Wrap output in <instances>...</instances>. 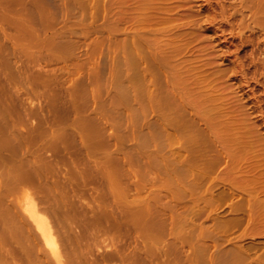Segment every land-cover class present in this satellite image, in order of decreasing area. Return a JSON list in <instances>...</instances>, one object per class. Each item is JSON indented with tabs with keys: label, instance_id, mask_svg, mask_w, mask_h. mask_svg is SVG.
Segmentation results:
<instances>
[{
	"label": "rangeland",
	"instance_id": "obj_1",
	"mask_svg": "<svg viewBox=\"0 0 264 264\" xmlns=\"http://www.w3.org/2000/svg\"><path fill=\"white\" fill-rule=\"evenodd\" d=\"M251 1L0 0V155L5 151L6 157L9 156L8 153L11 154L6 159L0 156V214L10 215L8 218H0L1 226L4 222L5 227L8 225V230L4 226L0 228L2 250L13 249L17 244L20 248L31 246L28 232L20 234L14 228V216H11L16 214L18 218L25 217L27 212L24 206H29L46 214L55 245L65 264H81L79 259L82 257V264H90L92 261L93 264H100L99 261H104L101 264H118L121 260L122 263L124 261L123 264L127 260L131 264H137L142 258L145 263L143 260L141 264L256 263L257 261H253L264 254V170L256 172L258 167L257 171L264 169V0ZM139 41L141 45L138 46ZM147 49H151L153 58L157 57L152 59V63H149L151 55ZM152 51H155V55ZM144 53L149 56L148 62ZM146 74L148 75L145 76ZM149 74L150 77L146 78ZM151 76L154 78L152 84ZM206 97L208 98L205 99ZM180 98L191 105L189 106L192 108L188 106V109L196 114L195 118L200 115L196 119L198 126L191 116L193 113H187V109H183L184 113L182 110L187 104L185 100H182L185 104L180 102ZM218 108L219 113L214 112ZM204 109L210 111H206L208 117L207 113H203ZM190 117H193L194 122H191ZM3 122H6L5 125ZM167 122L171 126L166 125ZM201 124L203 128H199ZM180 126L185 127L182 129ZM197 128L205 129L201 130L203 135ZM173 129L175 131L171 133L173 131L170 130ZM196 129L211 142L207 140L205 143L206 138L203 139L200 135L198 138ZM189 134L192 138L195 135L197 142L187 136ZM186 137H190L191 140L188 141L193 140L196 144L193 141L189 144ZM203 141V146L206 147L209 145L207 142L212 143L206 149L203 147L205 154L210 151L205 157L202 156L203 149L198 151ZM241 142L245 143L248 153L242 148ZM186 143L190 145L187 146L189 150ZM191 146H196V149L190 148ZM177 148H180L179 151L183 149L181 154L177 152ZM10 150L12 153L7 152ZM63 152L67 154L66 157ZM55 153L62 156L59 155L57 159L55 156L58 155ZM214 153L221 155L218 162L217 157L220 156H215ZM197 155L202 156L201 160H196ZM232 155L237 156H233L235 161L239 157L237 163L232 160ZM26 156L32 159L29 160ZM62 157L67 161L60 160ZM209 157L211 158L208 159ZM223 157L225 161H221ZM46 159L52 160L54 165L49 161L48 163L52 164L50 167L53 170ZM194 160L195 162L188 163ZM246 161H252L248 162L249 167ZM231 163L235 165L234 169L230 168ZM251 165H256L253 171L250 170ZM247 167L251 173L244 170ZM80 169L85 171L78 173ZM93 170H96L99 180L93 175ZM254 170L263 176H254ZM54 171L58 173L55 175ZM75 171L78 176L74 175ZM245 171V176H253L254 179L248 178L246 181ZM2 174L9 178H19L18 181L30 178L34 186L31 183L27 185L30 181H23L27 184L22 183L23 186L18 191L9 195L7 192L16 181L5 182ZM71 174L74 176L73 180L70 179ZM29 175L35 177L32 179ZM93 176L95 179H90ZM231 177L235 178V182L236 179L237 182L240 180L239 185ZM240 177L245 181L246 187L244 185L243 189L247 188V192L246 189L241 192L238 190L244 183H241ZM201 178L204 180H199ZM205 178L210 182L208 185ZM256 178H259L258 181ZM71 180L75 184L79 182L81 186L82 180L85 181L86 184L84 182L81 187L84 192ZM202 181L207 187H202ZM210 184L214 185V192ZM68 185L69 189H65ZM72 185H75L74 189L71 188ZM247 185L252 189H248ZM111 187L116 189L114 196L109 193ZM227 187L231 191H225L224 188ZM86 188L90 191H86ZM95 188L102 193L98 198L103 203L105 201L103 205L107 207L98 211L100 214L111 212V207L106 206V202L126 201L129 205L128 214H136L137 223L130 226V234L126 228L123 227V232L122 227H116L118 233V229L122 230L116 243L103 239L97 242L99 244L86 239L80 240L78 246L81 250L89 242L83 250L84 253L86 250L87 260L81 251V256H76L78 246L69 242L67 234H74L76 230L75 235L81 232L80 224L76 226L77 223H72L74 219L85 220L92 213L97 214L95 205L99 201L89 194H97ZM206 188H211L214 194ZM76 191L83 194H76ZM64 192H69L68 196ZM245 192L246 197H242ZM253 192L260 198L257 199ZM230 193L238 197H234L233 201ZM207 195L213 198V202L218 197L217 205ZM205 197L211 202H207ZM250 199L252 203L255 202L257 209L250 203ZM239 200L243 202L240 203ZM237 201L240 205H237ZM231 202H234L233 207ZM247 206L249 208L245 209ZM123 207H120L121 214H125ZM200 208L205 210L202 212ZM257 210L261 211L259 215L263 216L260 215L262 219ZM242 216L244 223L241 222ZM252 216L258 220L255 222ZM259 220L263 222L260 224ZM247 222L248 226L256 225L255 223L257 225L253 228L249 226L248 229L245 225ZM8 231L9 234L6 233ZM10 231H14V234ZM123 242L127 248L123 247ZM110 243L113 248H110ZM119 243H122L120 250H124L121 253L125 254L128 250V254H121L122 257L119 255V259L118 256L112 257V261L114 258L119 261L116 259L112 263L111 259H107L105 262L104 256L116 250ZM174 243L178 249L174 247ZM39 245L35 251L39 250L43 258L51 257L49 248L44 243L42 245V242ZM241 245L243 248L248 247L247 250L242 249ZM252 246L254 249L251 252ZM73 247H76V251H73ZM141 247L148 252L145 249L141 251ZM237 249L244 253L235 254ZM131 250L132 255H138L130 256ZM261 251L263 254H260ZM71 252H75L74 255ZM40 254H37L39 257L36 258V264H39ZM98 254L104 260L94 257ZM140 255L143 256L139 258ZM240 255L247 258V261H241L242 257L238 259ZM124 256L130 258L126 260ZM250 256L256 257L255 260ZM19 260L14 264L24 261L23 258Z\"/></svg>",
	"mask_w": 264,
	"mask_h": 264
},
{
	"label": "bare ground",
	"instance_id": "obj_2",
	"mask_svg": "<svg viewBox=\"0 0 264 264\" xmlns=\"http://www.w3.org/2000/svg\"><path fill=\"white\" fill-rule=\"evenodd\" d=\"M135 1H136V0H135ZM250 1H251V0H250ZM254 1H256V0H254ZM259 1H260V0H259ZM259 1H256V2H259ZM137 2H138V0H137ZM256 2H255V3H256ZM251 3H252V1H251ZM253 3H254V2H253ZM255 3H254V4H255ZM136 4H138V3H136ZM263 4H264V3H263ZM252 5H253V4H252ZM257 6H258V4H257ZM259 6L262 7L261 4H260ZM263 6H264V5H263ZM261 7H260V8L258 7V9H261ZM255 8H256V7H255ZM256 9H257V8H256ZM262 9H263V7H262ZM256 11H257V10H256ZM259 11L261 12V11H263V10H259ZM260 12H259V13H260ZM262 14H263V13H262ZM263 16H264V15H263ZM138 44L141 45V44H140V41L137 43V45H138ZM139 45H138V46H139ZM138 46H136V48H139ZM151 49H152V48H151ZM151 49H150V50H151ZM172 49H173V48H172ZM172 49H171L170 51H172ZM148 50H149V49H147L146 51H148ZM150 50H149V51H150ZM152 50H153V49H152ZM145 53H146V52H145ZM145 53L143 54V56L145 55L144 57H147ZM148 53H149V52H148ZM152 53H153V55H155V54H154L155 51H154V52L152 51ZM149 54L151 55V51H150ZM147 55H148V54H147ZM143 56H142V57H143ZM148 57H149V56H148ZM148 57L146 58V61H147V62H148V60H149ZM149 58L151 59L149 63H152V59L157 58V57L154 56V58H153V56L151 55V57H149ZM143 59H145V58H143ZM165 63H166V62H165ZM147 65H149V64H147ZM161 65L163 66V65H165V64H161ZM167 65H168V64H167ZM162 66H161V67L159 66V68H163ZM166 67H167V66H166ZM166 67H165V69H166ZM167 68H168V67H167ZM158 70H159V69H158ZM161 70H162V69H161ZM151 73H152V72H151ZM147 75H148V74H146L145 76H147ZM151 75H152V74H151ZM149 77H150V74H149V76L146 77V78H149ZM153 77H154V74H153ZM153 77L151 76V78H153ZM150 80H151V79H150ZM152 81H154V78L151 80L150 84L153 83ZM155 83H156V82H155ZM156 84L158 85V83H156ZM155 86H156V85H155ZM156 87H157V86H156ZM175 88H176V86H175ZM175 90H176V89H175ZM175 94H176V92H175ZM173 96H174V94H173ZM173 96L171 97L172 99H173ZM177 96H178V98H179V95H176V97H177ZM176 97H174V98H176ZM209 97H212V96H209ZM207 98H208V97H206L205 99H207ZM212 98H213V97H212ZM212 98H210V100H211ZM180 100H181V98L179 99V101H180ZM182 100H183V99H182ZM182 100H181L180 102H182ZM184 100H185V99H184ZM184 100H183V102H184ZM186 101H187V100H185V103L187 104V106H186L185 108L182 107V110H183V109H187L188 111H187V110H185V111L188 113L191 109H188V106H189L190 104H188ZM183 102H182V103H183ZM185 103H183V104H185ZM190 106H191V105H190ZM190 106H189V107H190ZM190 108H192V107H190ZM205 109H206V108H205ZM205 109H204V110H205ZM209 110H211L210 107H209ZM209 110L207 109V110H205V112L203 111V113H207V112L209 113V112H210ZM218 110H219V108L217 109V111H216V109H215V111H214V110H213V111L216 112V113H219ZM183 111H184V110H183ZM185 111H184V113H185ZM206 111H207V112H206ZM220 112H221V111H220ZM162 113H163V112H162ZM190 113H191V111H190ZM192 113H193V111H192ZM192 113H191V114H192ZM208 113H207V117H208ZM160 114H161V113H160ZM191 114H190V115H191ZM199 114H200V112H199ZM211 114H212V113H211ZM213 114H214V113H213ZM163 115L165 116L164 113H163ZM194 115H196V114L193 113V115H191V116L194 117ZM202 115H203V114H202ZM205 115H206V114H205ZM215 115H216V114H215ZM161 116H162V115H159V117H161ZM193 117H190V119L192 118V121H191V120H190V121H191V122H194L193 120L195 119V122H196V119H199L198 117H200V115L197 116V118H195V117H196V116H195L194 119H193ZM204 117H205V119H207L206 116H204ZM164 118L167 119V117H164ZM169 119H172V118L169 117ZM159 121H160V120H159ZM174 121H179V122H180V120H174ZM188 121H189V120H188ZM201 121H202V120H200V122H201ZM203 121H205V120L203 119ZM203 121H202V122H203ZM170 122L172 123V121H170ZM4 123H6V122H3V124H4ZM159 123H161V122H159ZM167 123H168V122H167ZM203 123H206V122H203ZM39 124H40V123H39ZM169 124H170V123H168V124H166V125L169 126ZM178 124H179V123H178ZM192 124H193V126H194V123H192ZM199 124H200V123H199ZM4 125H5V124H4ZM7 125H9L8 122H7ZM180 125H181V123H180ZM196 125L198 126V122H196ZM196 125H195V126H196ZM204 125L206 126V124H204ZM170 126H171V124H170ZM197 126H196V127H197ZM166 127H167V126H166ZM173 127H174V126H173ZM180 127H181V126H180ZM184 127H185V126H182L181 128L184 129ZM200 127L203 128V127H202V124H201V126L199 125V128H200ZM207 127H208V126H207ZM174 128H175V127H174ZM199 128H197V129H199ZM205 128H206V127H205ZM165 129H166V128H165ZM175 129H176V131H178L177 128H175ZM175 129L170 130V132L173 131V132H171V133H174ZM182 129H181V130H182ZM197 129H196V130H197ZM199 130H200V131H199ZM199 130H197L196 132H197V133H198V131L201 132V130H203V129H199ZM203 131H205V129H204ZM201 133H202V132H201ZM201 133L196 134V136L199 138V135H200ZM206 134H207V133H206ZM206 134H205L204 136H206ZM202 135H203V133H202ZM202 135H200V137L203 138V139L206 138V140H205V143H206V141L209 140V139H207V138H208L207 136L204 138ZM187 136H190V134L187 135ZM194 136H195V135H194ZM194 136H193V138H192V136H190V137H191L195 142H197V141L195 140ZM190 137H186V138H188L186 141L191 140ZM201 138H200V139H201ZM193 140H192V141H193ZM192 141H188V143H189V142H192ZM194 141H193V143H194V145H195L196 143H195ZM209 142H211V140H209ZM209 142H207V145L209 144L208 146L210 147V145H212V143H209ZM188 143L185 144V145H186V148H187V146H190V145H189L190 143H189V144H188ZM205 143H204V141H203L202 147L199 146V147H201V148L198 147L199 150H198V148H197V150H198V151H202L203 147L206 149L208 146H207V147H206V145L203 146ZM236 143H237V142H236ZM241 143H242V142H241ZM241 143H239V144H241ZM239 144H238V147H239ZM242 144H243V145H242ZM242 144H241L242 148H245V150H246L247 153H248V150L246 149L247 147L244 145L245 143L243 142ZM185 145H184V146H185ZM191 145H193V144L191 143ZM234 145H236L235 147H237V144H234ZM243 146H244V147H243ZM247 146H249V145H247ZM38 147H40V146H38ZM192 147H194L193 149H196V146H191L190 148H192ZM239 148H240V147H239ZM38 149H40V148H38ZM38 149H37V150H38ZM178 149H180V148H177V152H180L179 154H181V151H182L183 149H185V147H184L182 150H180V151H179ZM200 149H201V150H200ZM187 150H189V148H187ZM203 150H204V149H203ZM211 150H212V149H211ZM240 150H241V148H240ZM59 151H60V149H59ZM63 151H64V149H63ZM65 151H66V150H65ZM191 151H192V150H191ZM208 151H209V150H208ZM208 151H206V152L209 154L210 151H209V152H208ZM243 151H244V150H243ZM246 151H245V152H246ZM5 152H6V151H5ZM5 152H2V153H3L2 155H5V154H4ZM7 152L12 153L11 150H10V151H7ZM37 152H38V151H37ZM61 152H62V151H61ZM61 152H59V153H61ZM194 152H196V151H194ZM218 152H221V151H218ZM241 152H242V150H241ZM245 152H243L242 154L246 155ZM0 153H1V150H0ZM59 153H58V154L55 153V154L58 155V156H55V157H58L57 159H59V157L62 156V155L59 154ZM174 153H176V151H174ZM202 153H204V154H202V156L204 155V157H205V155L207 154V153L205 154V150H204V152H202ZM226 153H227V152H226ZM230 153H231V152H230ZM234 153H235V152H234ZM234 153H233V154H234ZM6 154H7V153H6ZM63 154H65V157L67 156L66 153L63 152ZM176 154H177V153H176ZM179 154H177V155H179ZM191 154H193V153H191ZM210 154H211V153H210ZM214 154H215V153H214ZM214 154H213V155H214ZM217 154H218V156H220V157H217V162H218V159H221V155H219V153H216L215 156H216ZM228 154H229V153H228ZM2 155H0L2 158H5V157H6V155H5L4 157H3ZM8 155H9L8 157H10L11 154L8 153ZM59 155H60V156H59ZM194 155H196V153H195ZM194 155H193V156H194ZM223 155H224V154H223ZM223 155H222V156H223ZM230 155H231V154H230ZM235 155H236V154H235ZM235 155H232V160H234V161H235V159L233 158V156H235ZM247 155H248V154H247ZM202 156H201V155H200V157H198V155L195 156V157H196V160H197V159H200V160H201ZM215 156H214V158H215ZM8 157H6V158H8ZM26 157L28 158V156H26ZM26 157H25V158H26ZM65 157H64V158L62 157L60 160L63 159L64 161H67V160H65ZM236 157H237V156H235V158H236ZM6 158H5V159H6ZM25 158H23V159H25ZM27 158H26V161H27ZM30 158H31V157H30ZM210 158H211V157H209L208 159H210ZM229 158H230V157H229ZM28 159H29V158H28ZM31 159H32V158H31ZM31 159H29V160H31ZM54 159H55V158H54ZM190 159H191V157H190ZM222 159H223V160H221V161H225V158H224V157H223ZM238 159H239V157H238L237 160L235 161L236 163H237ZM250 159H251L252 161L254 160V159H252V158H250ZM250 159H248V160H250ZM46 160H47V159H46ZM55 160H56V159H55ZM55 160H54V161H55ZM185 160H186V159H185ZM232 160H231V161H232ZM23 161H24V160H23ZM48 161H49V160H47V164H49ZM51 161H52V160H50L49 162H51ZM56 161H57V160H56ZM56 161H55V162H56ZM203 161H204V160H203ZM221 161H219V162H221ZM252 161H248V162H252ZM192 162H195V160H194V161H189L188 163H192ZM198 162H199V160H198ZM201 162H202V161H201ZM246 162H247V161H246ZM248 162H247V166L249 167V163H248ZM51 163H52V162H51ZM51 163H50V164H51ZM253 163H255V162L253 161ZM253 163H252V164H253ZM50 164L48 165L49 167L52 166L53 163H52L51 165H50ZM73 164H74V163H73ZM229 164H230V161H229ZM231 164H232V163H231ZM258 164H259V163H258ZM53 165H54V164H53ZM233 165H234V164H232V166H230V168L233 167ZM260 165H261V164H260ZM78 166H79V165H78ZM234 166H235V165H234ZM245 166H246V165H245ZM248 167L245 168V169H244V168H242V169H244V170H246L247 172L251 173V171H249V168H248ZM254 167H256V165H255V166L253 165V167H252V165H251L250 170L254 169ZM257 167H258V165H257ZM50 168H51V167H50ZM50 168H48V171H49ZM75 168H76V166H75ZM240 168H241V167H240ZM258 168H259V167H258ZM258 168H256V172H257V173L261 172L260 170H262V171L264 170V169H259V171H257ZM260 168H261V167H260ZM51 169L53 170V168H51ZM56 169H57V168H55V170H56ZM77 169H79V168H77ZM81 169H82V168H81ZM81 169H80V172L78 171V173H81L82 171H85V170H82V171H81ZM91 169H92V168H91ZM232 169H234V167H233ZM247 169H248V170H247ZM33 170L36 171L35 169H33ZM52 170H51V172H52ZM240 170H241V169H240ZM244 170H241V171H244ZM58 171H59V170H58ZM58 171H57V173H58ZM95 171H96V170H93L92 172H93L94 174H93V173H92V174H93L94 176H96V178L98 179L97 172H95ZM208 171H209V170H208ZM246 171H245L244 176L247 174ZM252 171H253V170H252ZM55 172H56V171H54L53 174L56 175L57 173H55ZM59 172H60V171H59ZM204 172H205V171H204ZM256 172H255V170H254V172H252V174H254V173L257 174ZM2 173H3V174H6L5 171H3ZM30 173H31V171H30ZM205 173H206V172H205ZM235 173H236V172H234V174H235ZM3 174L1 175V176L3 177V181H4L5 179H6L5 182H7V181L9 182V181H11V180H12V181H16V182H15V185H12V186H11L10 191H9V192H7L8 190L6 191L7 194H9V193H11V192H14V191H15V192L18 191V189L20 188V186L22 185V183L27 184V182H23V181H26V180H27V179H25V178H23V180L21 179V181H18L17 179H19V178H15V177L9 178V176L3 175ZM33 174H34V173H33ZM33 174H31V175H33ZM92 174H91V175H92ZM201 174H202V173H201ZM206 174H207V173H206ZM255 174H254V176H256V177H257L258 175H259L258 177H260V175H262L261 173H260V174H257V175H255ZM31 175H29V177H30ZM34 175H35V174H34ZM74 175H77V174H76V171H75ZM208 175H209V173H208ZM237 175H238V174H237ZM240 175H241V174H240ZM242 175H243V172H242ZM249 175H250V174H249ZM263 175H264V171H263ZM263 175H262V176H263ZM59 176H60V174H59ZM71 176H72V177H71ZM71 176H70V177H71L70 179H72V178L74 177L73 174H71ZM77 176H78V175H77ZM94 176H93V177H90V179H91V178H92V179H93V178L95 179ZM235 176H236V175H235ZM238 176H239V175H238ZM238 176H237V179H239ZM244 176H243V178L247 177V178H245V180L247 179L246 181H248V178H250V177H248V175L245 176V177H244ZM251 176H252V175H251ZM2 177H1V178H2ZM34 177H35V176H31L32 179H33ZM233 177H234V176H233ZM252 177H253V176H252ZM252 177H251V178H252ZM26 178H27V177H26ZM64 178H65V182H66V177H64ZM64 178H63V179H64ZM86 178H87V177H86ZM88 178H89V177H88ZM206 178H207V177H206ZM206 178H205V181H206ZM240 178H241V177H240ZM251 178H250V179H251ZM24 179H25V180H24ZM29 179H30V178H28L27 181H30V182H29L27 185H29L30 183L33 184L32 180H31V179L29 180ZM75 179H77V178H75ZM208 179H209V176H208ZM208 179H207V180H208ZM230 179L233 180V179H235V178L232 179V177H231ZM237 179H236V182H235V180H233V182H234V183H238V185H239V181H240V180L237 182ZM250 179H249V181H250ZM252 179H254V178H252ZM252 179H251V180H252ZM256 179H257V178H256ZM258 179H259V178H258ZM258 179H257V181H258ZM72 180H73V179H72ZM72 180H71V182H72ZM98 180H99V179H98ZM199 180H204V179L201 178V179H199ZM199 180H198V181H199ZM241 180H242L241 183H243L244 179L241 178ZM262 180H263V179H262ZM262 180H261V182H262ZM69 181H70V180H69ZM69 181L67 180V182H69ZM74 181H77V180H74ZM79 181H80V180H79ZM86 181H87V180H86ZM93 181H94V180H93ZM228 181L230 182L229 178H228ZM71 182H70V183H71ZM82 182L84 183L85 181L82 180ZM87 182H88V181H87ZM89 182H90V181H89ZM91 182H92V181H91ZM96 182H97V180H96ZM206 182H207V185L210 183L209 180L206 181ZM229 182H228V184H229ZM259 182H260V181H259ZM261 182H260V183H261ZM70 183H69V184H70ZM72 183L75 184V182H72ZM72 183H71V184H72ZM76 183H78V184H75L76 186L79 185V182H76ZM80 183H81V181H80ZM83 183H82V186H83ZM93 183H94V182H93ZM97 183H98V182H97ZM199 183H200V182H199ZM201 183H202L201 185H202V187H203V185H204L203 181H202ZM231 183H232V182H231ZM248 183H249V182H247V184H248ZM251 183H252V181H251ZM251 183H249V184L252 185ZM256 183H257V182H256ZM256 183H254V184H256ZM260 183H259V184H260ZM263 183H264V182H263ZM263 183H261V184H263ZM2 184H4V183H2ZM12 184H13V182H12ZM31 184H30V185H31ZM67 184H68V183H67ZM67 184H66V185H67ZM85 184H86V182H85ZM261 184H260L259 186H261ZM75 185H72L71 188H73ZM197 185H198V184H197ZM201 185H200V186H201ZM229 185H230V184H229ZM236 185H237V184H236ZM241 185H242V184H241ZM241 185L238 187L239 189H238V188H237V189L240 190V192H241L242 190L245 191V189H246V192H247V188L243 189V186L245 185V181H244V183H243V185H242V188H241ZM250 185H247V187L249 186L248 189L250 188ZM263 185H264V184H263ZM263 185H262V187H263ZM22 186H23V185H22ZM33 186H34V184H33ZM79 186H80V188L82 187L81 184H80ZM85 186H86V185H85ZM110 186H111V185H110ZM204 186H206V185H204ZM209 186H211V184H210ZM213 186H214V185H213ZM213 186H211V187H212V190H213V192H214ZM230 186H231V185H230ZM252 186H254V185H252ZM68 187H69V185H68V186H65V189H66V188L69 189ZM96 187H97V186H96ZM206 187H207V186H206ZM236 187H237V186H236ZM236 187H235V188H236ZM244 187H246V185H245ZM254 187H255V186H254ZM262 187H260V189H261ZM21 188H22V187H21ZM78 188H79V187H78ZM98 188H99V187H98ZM230 188H232V186H231ZM230 188L227 187V188H224V189H225V191L228 192V191L230 190ZM235 188H233V190H234ZM73 189H74V188H73ZM73 189H72V190H73ZM81 189H82V191H83V188H81ZM93 189H94V186H93ZM95 189H96L95 192H97V190L99 191V189H97V188H95ZM210 189H211V188H210ZM210 189L208 188V190H210ZM224 189H220V190H224ZM227 189H229V190H227ZM250 189H252V187H251ZM255 189H256V188H255ZM255 189H254L253 191H255ZM77 190H80V189H77ZM85 190L88 191L89 189L87 190V188H86ZM206 190H207V188H206ZM208 190H207V191H208ZM74 191H75V190H74ZM80 191H81V190H80ZM89 191H90V190H89ZM91 191H92V190H91ZM100 191H101V189H100ZM103 191H104V190H103ZM109 191H110V192H109ZM109 191H107V192H109L112 196H114V195L116 194V193H115V192H116V189H114V187H111V190H110V188H109ZM210 191H211V190H210ZM230 191H231V190H230ZM4 192H5V191H4ZM69 192H70V190H69ZM69 192H68V194H69ZM83 192H84V191H83ZM95 192H94V193H95ZM101 192H102V191H101ZM202 192L204 193L205 191L203 190ZM202 192H201V193H202ZM211 192H212V191H211ZM213 192H212V193H213ZM215 192H216V191H215ZM246 192H245V196H242V197H246ZM257 192H258V189H257ZM262 192H264V187H263V191H262ZM262 192H261V193H262ZM64 193H65V192H64ZM75 193L77 194V193H79V192L76 191ZM80 193H81V192H80ZM80 193H79V195H80ZM87 193H88V192H87ZM104 193H105V192H103V194H104ZM225 193H226V192H225ZM232 193H233V192H232ZM237 193H239V192H237ZM248 193H249V191H248ZM250 193L252 194V191H250ZM254 193H255V192H253V194H254ZM259 193H260V192H259ZM7 194H6V195H7ZM12 194H13V193H12ZM65 194H66V193H65ZM65 194H64V195H65ZM68 194H66V195L68 196ZM72 194H73V193H72ZM81 194H83V193H81ZM85 194H86V192H85ZM85 194H84V195H85ZM89 194H90L91 197L95 198L94 200H97V202L99 201V203H97V204L95 205V208H96V212H97V214H93V213H92V215H90V216L88 215L89 217L87 216L88 218L85 219V220H83L84 218H81V217H83V216L86 217V216H85V215H82V216L80 215L81 217H80V216H79V217H80L81 219H79V218L77 219V218H76V220L74 219V220L72 221L73 224H74V223H75V224L77 223L76 226H78V224H80L79 227H81V228L83 227V228H82V230H81V228H80V231H81V232L78 231V233L80 232L79 234H76V235H75V233H77V230H76V232H74V234H73V233H69V234H67V237H68L67 239L69 240V242H70L71 244L78 246V244H80L79 241L82 240V239L90 240V242L93 243V244L99 242V241L102 240V239H103V240L111 241L112 243H116V242L119 241V237L121 236L119 233H121L122 230H123V232L126 230L127 233L130 234V232H129V228H131L130 226H132V224H133L134 222L137 223V222H136V221H137V217H136V214H128L129 205L126 203V201H125V202H122V203H120L121 201H120V202H119V201H117V202H116V201H113V202H112V201H111V202L109 201L111 204H110V203L108 204V203L106 202V206H110V207H111V210H110V208H109V210H110L111 212H110V213H107L108 211H105L107 214H100L98 211H102L101 209L104 207L103 204L105 203V201H104V203H103V202H101V201L99 200V198H98L99 196H100V197L102 196V195H101L102 193L100 194V192H97V194H93V192H90ZM91 194H92V195H91ZM105 194H106V193H105ZM207 194H209V192H208ZM213 194H214V193H213ZM215 194H217V193H215ZM218 194L221 195V193H218ZM218 194H217V195H218ZM262 194H263V193H262ZM4 195H5V194H4ZM6 195H5V196H6ZM9 195H10V194H9ZM9 195H8V196H9ZM66 195H65V196H66ZM74 195H75V194H74ZM201 195H202V194H200V196H201ZM205 195H206V194H205ZM217 195H214V196L216 197ZM234 195H235V194H234ZM234 195H233V194L231 195V193L229 194V196H233V201H234V197H238V196H234ZM237 195H239V194H237ZM241 195H243V192H242ZM254 195H257V196H256L257 199L260 198V197L258 198L259 195H258L257 193H255ZM254 195H250V197H251V196H254ZM67 196H66V197H67ZM76 196H77V195H76ZM76 196H73V197H76ZM81 196H82V195H81ZM85 196H87V194H86ZM103 196H105V195H103ZM202 196H203V195H202ZM207 196L209 197V195H207ZM218 196H219V195H218ZM239 196H240V195H239ZM260 196H261V195H260ZM108 197H109V196H108ZM211 197H213V196L211 195ZM222 197H223V196H222ZM222 197H221V198H222ZM226 197H228V195H227ZM226 197H225V198H226ZM247 197H249V195H247ZM254 197H255V196H254ZM261 197H262V196H261ZM263 197H264V194H263ZM263 197H262V198H263ZM3 198H4V197H3ZM102 198H103V197H102ZM203 198H204V196H203ZM205 198H206L207 202L210 201V200L213 202V200H212L213 198H210V197H209L210 200H209V198H207V197H205ZM221 198H219V199L221 200ZM228 198H229V197H228ZM69 199L71 200V198H69ZM230 199H231V197H230ZM242 199H243V198H242ZM245 199H246V198H245ZM245 199H244L243 201L247 204V202H246L247 200H245ZM251 199H253V197H252ZM251 199H250V200H251ZM263 199H264V198H263ZM215 200H216V199H215ZM215 200H214V202L216 203L215 205H217V201H219V200H218V197H217V201H215ZM224 200H226V199H224ZM237 200H238V199H237ZM248 200H249V199H248ZM72 201H73V200H72ZM211 201H210V202H211ZM235 201H236V200H235ZM239 201H240V200H239ZM239 201L236 202L237 205H238V204L240 205V203L243 202V201L241 200L240 203H238ZM20 202H21V200H20ZM20 202H19V204H21ZM210 202H209V204H210ZM214 202H213V203H214ZM220 202H221V201H220ZM249 202H250V201H249ZM123 203H124V204H123ZM125 203H126V204H125ZM213 203H212V205L214 206ZM218 203H219V202H218ZM233 203H234V202H233ZM233 203L231 202V204H232L231 207H233ZM236 203H235V204H236ZM250 203H252V200H251ZM250 203H249V204H250ZM256 203H257V202H256ZM119 204H122V205H121L122 207L124 206L123 209L125 208V209H124V210H125V214H124V213H122V214L119 213V211H120V207H121V206H119ZM252 204H254V208H255V209L258 208V207H255V202L252 203ZM252 204H251V205H252ZM258 204H259V203H258ZM260 204H261V203H260ZM242 205H243V203L241 204V206H242ZM244 205H245V204H244ZM262 205H263V203H262ZM90 206H91V205H90ZM213 206H212V207H213ZM218 206H219V204H218ZM235 206H236V205H235ZM245 206H246V205H245ZM257 206H258V205H257ZM263 206H264V205H263ZM92 207H93V206H92ZM210 207H211V205H210ZM214 207H215V206H214ZM239 207H240V206H239ZM239 207H238V209H239ZM250 207H251V206H250ZM252 207H253V206H252ZM260 207H262V206H260ZM90 208H91V207H90ZM93 208H94V207H93ZM106 208H107V207H106ZM106 208L104 207V209H106ZM202 208H203V207H202ZM202 208H200V210H201V211H202V210L204 211L205 208H204V209H202ZM234 208H235V207H234ZM248 208H249V207L247 206V208H245V209H248ZM25 209H26L25 212H27V214L25 215L26 218H25V217L21 218V216H20L19 214H18V215L20 216V218H18L17 216H15L16 214H15V215H14V214H11V216H14L15 219L12 217V218L16 221V224L14 225V228H15L20 234H21L22 232H24V231H27V232H28V233H27V232H26V233L30 235L29 238H30V240H31V246H30V245H26V248H24L25 246H23V247H21V248L24 249V250H22V249L20 248V246L17 244V245H15V246H17V247H14L13 249L10 248V249H8V250H2V248H3V245H2V244H3V241H2V239H1L2 236H0V237H1V238H0V264H14L17 260H19V258H23V260H24V258H26V259H25L26 262H25V260L23 261L24 264H36V263H37L36 258H37V256L39 257V255H37V254H40L41 252H40L39 250H36L37 253H35V252H36L35 249H37V246H38L39 243H41V242H42V245H43V243H44V244L49 248V249H48V248H46V249L50 250L51 257L47 258V256H44V258H43V257H42L43 255L40 254V258H39L40 261L38 260L39 264H40V262H41V264H65V261H64L62 255H61V253L58 251V249H57V247H56V245H55L54 238H53V232H52V229H51V224L48 222L49 220H47V216H46V214H42V213H40L36 208H31V207H29V206H27V207L24 206V210H25ZM104 209H103V210H104ZM113 209H115V210H113ZM215 209H216V207H215ZM235 209H236V208H235ZM240 209H244V208H241V207H240ZM240 209H239V210H240ZM255 209H254V210H255ZM259 209H260V208H259ZM259 209H258V210H259ZM261 209H262V208H261ZM261 209H260V210H261ZM82 210H83V209H82ZM124 210H122V212H123ZM258 210H257V212H258ZM91 211H92V210H91ZM196 211H197V210H196ZM196 211H195V212H196ZM198 211H199V210H198ZM198 211H197V212H198ZM201 211H200V212H201ZM203 211H202V212H203ZM210 211H211V209H210ZM217 211H218V210H217ZM234 211H235V210H234ZM250 211H251V210H250ZM92 212H93V211H92ZM94 212H95V211H94ZM197 212H196V213H197ZM211 212H213V210H212ZM214 212H215V210H214ZM240 212H241V211H240ZM252 212H254V211H252ZM6 213H7V212H6ZM115 213H116V214H115ZM209 213H210V212H209ZM209 213H208V214H209ZM217 213H218V212H217ZM250 213H251V212H250ZM254 213H256V211H255ZM254 213H253V214H254ZM259 213H261V211L258 212V215H259ZM198 214H199V213H198ZM212 214H213V213H212ZM214 214H215V213H214ZM240 214H241V213H240ZM245 214H247V213H245ZM245 214L243 215L244 217H245ZM262 214H263V213H262ZM248 215H249V214H248ZM260 215H261V214H260ZM260 215H259V217L262 216V215H261V216H260ZM9 216H10L9 214H0V218H3V217H5V218L7 217V218H8ZM243 216H242V217H243ZM254 216H255V214H254ZM254 216H252L251 218H254ZM76 217H77V216H76ZM244 217H243V219L241 220V222H243V223H244V221H243V220H244ZM246 217H247V216H246ZM246 217H245V218H246ZM248 217L250 218V216H248ZM257 217H258V216H257ZM262 217H263V216H262ZM262 217H261V219H262ZM10 218H11V217H10ZM138 218H139V217H138ZM249 218H247V221H248ZM263 218H264V217H263ZM212 219H213V221H214V218H213V217H212ZM238 219H239V218H238ZM254 219H255V220H254L255 222L258 220L256 217H255ZM3 220H4V219H3ZM5 220H7V219H5ZM140 220H141V219H140ZM251 220H252V219H251ZM7 221H8V220H7ZM9 221H11V219H10ZM239 221H240V220H238V222H239ZM259 221H260V224H261V222H263V221H261V220H259ZM248 222H249V221H248ZM248 222L245 223V225H247ZM251 222H253V221H251ZM4 223H5V222H4ZM4 223H3V224H4ZM11 223H13V222H11ZM3 224H2V226H4ZM8 224H9V223H8ZM75 224H74V225H75ZM241 224H242V223H241ZM241 224H240V225H241ZM250 224H253V223H250ZM255 224L257 225V223H255ZM258 224H259V223H258ZM5 225H6V224H5ZM238 225H239V224H238ZM240 225H239V226H240ZM242 225H243V224H242ZM242 225H241V226H242ZM245 225H243V226H245ZM256 225H253V226L256 227ZM263 225H264V222H263ZM2 226H1V224H0V228H1ZM7 226H8V225H6V227H7ZM71 226H72V225H71ZM118 226H120V227H122V228L124 227V228H126V229L124 230V228H123L121 231H120V229H118V230H119V233H118V231H116V227L119 228ZM243 226H242V227H243ZM247 226H248V225H247ZM249 226H250V225H249ZM249 226H248V229H249ZM253 226H250V227L253 228ZM258 226H259V225H258ZM258 226H257V227H258ZM261 226H262V225H260L259 227H261ZM4 227H5V226H4ZM6 227H5V230H6V229L8 230V228H6ZM9 227H10V225H9ZM2 228H3V227H2ZM10 228H11V227H10ZM68 228H69V227L67 226V229H68ZM238 228H239V227H238ZM245 228H246V226H245ZM262 228H263V227H262ZM69 229H70V228H69ZM246 229H247V228H246ZM10 230H11V229H10ZM12 230H14V229L12 228ZM16 230H15V231H16ZM231 230H232V229H231ZM0 231H1V229H0ZM2 231H3V230H2ZM10 232H11V234H12L14 231H10ZM6 233L9 234V231L6 232ZM26 233H25V234H26ZM13 234H14V233H13ZM1 235H2V234H1ZM15 235H16V234H15ZM22 235H23V234H22ZM118 235H120V236H118ZM123 235H124V234H123ZM126 235H128V234H126ZM9 236H10V235H9ZM16 236L18 237V235H16ZM24 236H26V235H24ZM24 236H23V237H24ZM124 236H125V235H124ZM13 237H15V236L13 235ZM17 237H16L15 239H17ZM20 237H21V236H20ZM130 237H131V236H130ZM239 237H240V235H239ZM241 237H242V235H241ZM241 237H240V238H241ZM122 238H123V237H122ZM125 238H127V237H125ZM145 238H146V237H145ZM9 239H10V238H9ZM12 239H13V238H12ZM18 239H20V238H18ZM21 239H22V238H21ZM27 239H28V235H27ZM27 239H26V240H27ZM123 239H124V238H123ZM128 239H129V235H128ZM142 239H144V238H142ZM229 239H230V238H229ZM229 239H228L227 241H229ZM7 240H8V239H7ZM130 240H131V239H129V241H130ZM225 240H226V239H225ZM230 240H231V239H230ZM9 241H10V240H9ZM11 241H12V240H11ZM17 241H18V240H17ZM205 241H206V240H205ZM19 242H20V240H19ZM26 242H27V241H26ZM102 242H103V241H102ZM143 242H144V241H143ZM201 242H202V241H201ZM203 242H204V241H203ZM12 243H14V241H13ZM12 243H10V244L13 246ZM15 243H17V242L15 241ZM21 243H22V245H23L24 241L21 242ZM21 243H19V244L21 245ZM29 243H30V242H29V239H28L27 244H29ZM103 243H104V242H103ZM106 243H107V242H106ZM112 243H110V244H112ZM125 243H126V242H125ZM175 243H177V242H175ZM175 243H174V247H175V245H177V244H175ZM83 244H84V243H83ZM87 244L89 245V242H87L85 245H87ZM93 244H91L90 246L94 248V246H92ZM97 244H99V243H97ZM119 244H120V243H119ZM119 244L117 245V247L119 246ZM144 244H145V243H144ZM205 244H206V242H205ZM205 244H203V246H204ZM262 244H263V243H262ZM11 245H10V246H11ZM40 245H41V244H40ZM40 245H39V246H40ZM85 245H83V246H84V249H85ZM88 245H87V246H88ZM95 245H96V244H95ZM120 245H121V247L119 246V247L117 248V247L115 246V247H116V250L114 249L113 252H111V253L107 254L106 256H104V258H105V262H106L107 259H111L110 261H112V259H113L112 257H114V256H115V257L118 256V259H119V255L121 256V254H122V256H123V255H125V254H126V255L128 254V253H126V251H128V250L125 251V254H124V253H121L122 250H120V248H122V243H121ZM127 245H128V244H127ZM178 245H179V244H178ZM207 245H208V244H207ZM246 245H249V244H246ZM246 245H245V246H246ZM81 246H82V244H81ZM83 246H82V247H83ZM90 246H89L88 248H90ZM129 246H130V245H129ZM8 247H9V245H8ZM123 247H124V242H123ZM241 247H242V249H245V248H246V250H247V248H248V247L243 248V245H241ZM241 247H239V248H241ZM250 247H251V245H250ZM252 247H253V246H252ZM4 248H5V247H4ZM75 248H76V247H75ZM75 248L73 247V249H74L73 251H76ZM86 248H87V247H86ZM93 248H92V249H93ZM110 248H113V244H112V247H110ZM124 248H127V247H124ZM138 248H139V247H138ZM175 248H177V247H175ZM196 248H197V247H196ZM201 248L203 249V247H201ZM76 249L78 250V252L76 251V256H78V255L81 256V255H80V251L82 252V254L85 255L86 250H85V253H84V252H83L84 249L82 248L83 250H81V248H80L79 246H78V248H76ZM92 249H91V250H92ZM130 249H131V248H130ZM135 249H136V247H135ZM144 249H145L144 247H143V248L141 247V251H143ZM147 249L149 250V248H147ZM151 249H152V248H151ZM177 249H178V248H177ZM233 249H234V248H233ZM233 249H232V250H233ZM249 249H250V248H249ZM253 249H254V247L252 248L251 252L253 251ZM89 250H90V249L87 250V253H88ZM108 250H109V249H108ZM132 250H133V248H132ZM132 250H131V252L129 251V255H130V256L132 255V254H131V253H132ZM139 250H140V249H139ZM153 250H154V249H153ZM237 250H238V249H237ZM239 250H240V251H239ZM239 250H238V252H236V250H235V252H236L235 254H237V253H239V254H240V253H241V254L244 253L243 251H241V249H239ZM38 251H39L40 253H39ZM109 251H110V250H109ZM123 251H124V250H123ZM123 251H122V252H123ZM137 251H138V249H137ZM141 251H140V252H141ZM144 251H145V252H148L146 249H145ZM233 251H234V250H233ZM233 251H232V252H233ZM244 251H245V250H244ZM249 251H250V250H249ZM262 251H263V250H262ZM262 251L260 252V254L262 253ZM91 252H92V251H91ZM133 252H134V253H137V252H135V251H133ZM138 252H139V251H138ZM149 252H150V251H149ZM155 252H156V251H154V254H155ZM225 252H227V251H225ZM232 252L230 251V254H231ZM254 252H256V250H255ZM71 253H73V255H74L75 252H71ZM150 253H151V252H150ZM150 253H148V254L151 255ZM152 253H153V252H152ZM222 253H224V252H222ZM249 253H250V252H249ZM256 253H257V252H256ZM31 254H32V255H31ZM89 254L92 255V253H89ZM101 254H102V253H101ZM140 254H142V253H140ZM154 254H152V255H154ZM158 254H159V253H158ZM232 254H233V253H232ZM235 254H234V256H235ZM262 254H263V253H262ZM70 255L73 257L72 254H70ZM102 255H103V254H102ZM102 255H101V256H102ZM133 255H134V256H135V255L137 256L138 254H133ZM133 255H132V256H133ZM146 255H147V254H146ZM152 255H151V256H152ZM251 255H252V253H251ZM253 255H254V253H253ZM255 255H257V254H255ZM258 255H259V253H258ZM76 256H75V257H76ZM85 256H86V255H85ZM122 256H121V257H122ZM142 256H143V255H142ZM142 256L140 255L139 258H141ZM154 256H155V255H154ZM158 256H159V255H158ZM232 256H233V255H232ZM243 256L246 257V254H243ZM243 256L240 255V256L238 257V259H240V258L242 257V258H241V259H242L241 261H243V259H244V261H245L247 258L245 259ZM259 256H261V258H260ZM259 256H257V258L259 257L258 260L260 261V259H261V262H258V260H255L256 257H254V256H252V257H253V260H255V261H253V260H252V261H253V262H256V261H257V262H256L257 264H264V261L262 262V258L264 257V254H263V256H262V255H259ZM45 257H46V258H45ZM87 257H88V255H87L85 258H87ZM94 257H97V259L100 258V259H98V260H104V259H102V258L100 257V254H98V256L94 255ZM121 257H120V258H121ZM124 257H125V256H124ZM124 257H123V258H124ZM236 257H237V256H236ZM250 257H251V256H250ZM252 257H251V258H252ZM76 258H77V257H76ZM82 258H83V257H82ZM82 258H81V259H82ZM85 258H84V259H85ZM129 258H130V257H128V258L125 257L126 260L129 259ZM131 258H132V257H131ZM133 258H134V257H133ZM136 258H137V257H136ZM234 258H235V257H234ZM33 259H34V260H33ZM37 259H38V258H37ZM81 259H79V260H80L79 262L82 264V261H84V260H81ZM88 259H89V258H87V260H88ZM95 259H96V258H95ZM116 259H117V258H116ZM116 259L114 258L113 261H117V260H118V259H117V260H116ZM125 259H124V260H125ZM145 259L147 260L146 257H145ZM236 259H237V258H236ZM263 259H264V258H263ZM35 260H36V262H35ZM77 260H78V259H77ZM139 260H140V259H139ZM143 260H144V258H142L141 262H142ZM250 260H251V259H250ZM19 261H20V260H19ZM90 261H91V259H90L88 262H90ZM113 261H112V263H113ZM118 261H119V260H118ZM128 261H129V260L126 261V262H127L126 264H131V263L128 262ZM130 261H131V259H130ZM241 261H240V262H241ZM246 261H247V260H246ZM246 261H245V262H246ZM252 261H251V262H252ZM23 262L21 261L20 263L23 264ZM102 262H104V261H102ZM102 262L99 261L100 264H101ZM133 262L135 263V262H136V259H135ZM141 262H140V263H137V264H141ZM143 262L145 263V260H144ZM168 262H169V261H168ZM20 263L18 262L17 264H20ZM97 263H98V262H97ZM97 263H95V264H97ZM117 263H118V262H117ZM120 263H122V260L120 261ZM120 263H118V264H120ZM123 263H124V261H123ZM123 263H122V264H123ZM146 263H147V262H146ZM243 263H244V262H243ZM256 263H254V264H256ZM74 264H76V263L74 262ZM84 264H85V263H84ZM90 264H93V261H92V263H90ZM103 264H104V263H103ZM106 264H107V263H106ZM108 264H109V263H108ZM115 264H116V263H115ZM248 264H250V263H248ZM252 264H253V263H252Z\"/></svg>",
	"mask_w": 264,
	"mask_h": 264
}]
</instances>
